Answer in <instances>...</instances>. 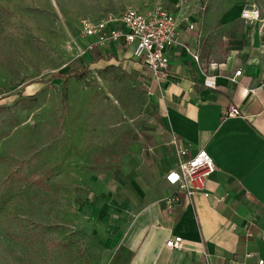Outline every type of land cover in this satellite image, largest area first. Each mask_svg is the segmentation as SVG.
Masks as SVG:
<instances>
[{
    "label": "crops",
    "instance_id": "obj_1",
    "mask_svg": "<svg viewBox=\"0 0 264 264\" xmlns=\"http://www.w3.org/2000/svg\"><path fill=\"white\" fill-rule=\"evenodd\" d=\"M175 1L167 10L177 12ZM184 5L197 25L189 31L182 23L179 39L199 60L174 47L169 75L160 82L134 59L133 45L113 43L82 54L96 68H120L161 115L155 132L131 144L105 192L85 203L81 228L93 242L96 264H205L204 253L217 264L264 261V0ZM127 8L135 9L85 19L97 22ZM249 8L257 19L243 17ZM231 105L243 118L223 120ZM177 147L187 149L185 158L204 148L217 171L206 182L208 196L182 194L168 213L164 201L176 188L166 175L184 160ZM172 237L182 238L181 249L165 245Z\"/></svg>",
    "mask_w": 264,
    "mask_h": 264
},
{
    "label": "rangeland",
    "instance_id": "obj_2",
    "mask_svg": "<svg viewBox=\"0 0 264 264\" xmlns=\"http://www.w3.org/2000/svg\"><path fill=\"white\" fill-rule=\"evenodd\" d=\"M175 2L0 0V264H96L85 203L161 115L120 68L82 60L80 24Z\"/></svg>",
    "mask_w": 264,
    "mask_h": 264
},
{
    "label": "built area",
    "instance_id": "obj_3",
    "mask_svg": "<svg viewBox=\"0 0 264 264\" xmlns=\"http://www.w3.org/2000/svg\"><path fill=\"white\" fill-rule=\"evenodd\" d=\"M184 2L185 0H178L175 6L177 12L157 9L141 13L138 10L127 8L118 14L108 13L97 22L84 19L80 24L82 38L94 39L88 44V49L121 42H124L126 46L133 45L134 59L147 67L155 81L160 82L169 75L171 49L177 46L187 49L179 39L181 24H187L189 31L196 30L197 24L191 22L185 13ZM249 12L250 15H248ZM243 17L249 20L257 19L259 15L257 12L247 11ZM187 51L195 60H199L197 55L188 49ZM238 75H241V71H237L231 80L235 81ZM230 118H243L239 109L234 105L229 106L223 114V120ZM173 144H177L175 139H173ZM177 152L184 160L179 163L176 170L166 175L167 183L176 188V193L164 201L168 213H172L175 209L182 194L188 198H193L196 193L208 196L205 189L206 182L217 171L215 162L204 148L188 158H185L188 155L187 149L177 147ZM181 242V237H172L165 242V245L170 249L178 250L182 248ZM251 256L248 254L245 257ZM204 259L205 264H217L207 253H204ZM257 264H264V261L259 260Z\"/></svg>",
    "mask_w": 264,
    "mask_h": 264
},
{
    "label": "trees",
    "instance_id": "obj_4",
    "mask_svg": "<svg viewBox=\"0 0 264 264\" xmlns=\"http://www.w3.org/2000/svg\"><path fill=\"white\" fill-rule=\"evenodd\" d=\"M85 72H86V69H83V71L80 72V73H77V72H74V71H71V70H70V71L67 72L66 74L55 75L53 78H56V79H66L68 76L73 75V74H74L77 78H82V77L84 76Z\"/></svg>",
    "mask_w": 264,
    "mask_h": 264
},
{
    "label": "bare ground",
    "instance_id": "obj_5",
    "mask_svg": "<svg viewBox=\"0 0 264 264\" xmlns=\"http://www.w3.org/2000/svg\"><path fill=\"white\" fill-rule=\"evenodd\" d=\"M248 15H250V12H249V14Z\"/></svg>",
    "mask_w": 264,
    "mask_h": 264
}]
</instances>
